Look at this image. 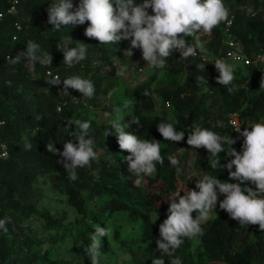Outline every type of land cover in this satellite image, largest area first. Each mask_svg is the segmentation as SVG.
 I'll use <instances>...</instances> for the list:
<instances>
[{"label":"trees","instance_id":"trees-1","mask_svg":"<svg viewBox=\"0 0 264 264\" xmlns=\"http://www.w3.org/2000/svg\"><path fill=\"white\" fill-rule=\"evenodd\" d=\"M57 2L17 0L16 14H5L0 19V142L7 147V156L0 157V219L9 217L11 221L6 233L0 231V264H91L84 247L90 244L89 237L98 225L111 229L109 236L101 238L100 264H151L161 256L156 245V240L161 239L159 225L167 218L169 197L178 191L179 179L184 178L188 155H193V165L204 175L238 183L229 179L223 167L233 158L225 152L230 147L237 151L239 142L226 115L238 111L240 120L249 125L264 121V63L237 64L234 81L224 86L217 83L219 73L215 68L198 58L182 60L173 51L162 68L150 67L146 77L123 85L113 58L128 67L136 59L143 61L141 50L131 49L129 57L126 51L130 40L100 44L86 37L88 22L55 30L48 23L47 10ZM71 2L75 10L79 0ZM10 3L11 0H0V12ZM223 3L229 18L233 16L228 30L236 48L253 59L264 48V0ZM248 6L253 7L252 12H248ZM147 11L152 14L151 9ZM14 21L22 25L20 31L15 30ZM225 28L226 23H221L210 34L198 33L205 48L214 55L227 50ZM68 35L72 39L70 48L78 47L79 42L87 44L86 59L73 67L63 63L61 49ZM185 39L193 43L192 37ZM29 41L40 45L38 55L49 52L51 65L36 62L33 69L26 59L17 65L6 59L26 51ZM200 65H205L204 70ZM47 71L58 75L61 83L48 84L51 77ZM74 75L92 81L95 93L91 99L71 88L67 89L69 95L62 92V80ZM200 77L207 80V85ZM232 86L237 90L229 93L227 89ZM156 95L162 107L170 106L175 112L173 118H168L165 109H156ZM58 105L62 111H57ZM116 108L119 113L114 111ZM105 113L111 115L105 117ZM118 117L126 132L161 144L164 164H157L156 171L144 176L139 185L129 170L126 157L130 153L119 149L111 129L110 121ZM137 119L139 124L133 123ZM76 120H90L86 138L94 140L99 158L91 161L90 167L76 168L78 178L71 181L68 170L58 162L63 157L47 152L46 145L53 143L59 153L65 142L75 143L80 131L74 124ZM162 121L184 131V139L165 140L157 130ZM195 124L221 136L229 135L235 141L231 146L225 144V152L218 154L220 164L216 170L211 168L209 161L213 157L205 148L187 145L190 127ZM94 132L97 134L93 136ZM25 138L31 150L25 149ZM169 155L179 160V173L169 164ZM245 186L255 189L251 183ZM217 195L215 215L201 225L203 235L183 238L175 255L183 264H264V230L232 219L219 207L224 196L218 189ZM48 201H54L56 206L48 205ZM57 205L62 208L59 215L53 211ZM192 215L195 218L198 214ZM115 216L123 222L113 223ZM163 259L169 264L171 257L165 255Z\"/></svg>","mask_w":264,"mask_h":264},{"label":"clouds","instance_id":"clouds-1","mask_svg":"<svg viewBox=\"0 0 264 264\" xmlns=\"http://www.w3.org/2000/svg\"><path fill=\"white\" fill-rule=\"evenodd\" d=\"M72 9L71 0H58L47 10L48 23L59 31L68 25H82L88 22L84 31L86 37L95 39L100 44H118L121 40H130V48L127 49L129 57L133 54L131 49L138 48L149 67L160 68L164 66L166 58L173 51H178L182 59L196 56L197 50L201 54H206L207 49L198 33L210 34L221 23H227L229 26L232 23L229 19V10L223 0H143L141 4H136L135 0H79L75 10ZM148 9H151L152 14H149ZM19 27L17 25V28ZM185 37H192L193 43H189ZM71 40L69 35L65 37L61 49L63 63L68 67L85 60L87 54V44L79 42L78 47L70 48L68 44ZM38 52L40 45L29 41L26 51L15 57L9 55L6 59L13 65L26 59L28 66L33 69L36 62L43 66L51 65L52 57L49 52L41 55H38ZM229 56L233 54L229 53ZM234 58L237 61L244 59L240 56ZM258 60H264V56L258 57ZM244 63L250 61L244 59ZM113 66L118 69L116 75L121 77L128 70L127 64L121 63L119 58H113ZM204 66L200 65L202 70ZM214 66L219 73L216 78L217 83L224 86L231 85L235 79L236 65L217 59ZM47 75L51 77L46 81L48 84L61 83L58 75L53 76L50 71ZM200 80L207 85V80L203 77H200ZM62 82L64 86L62 92L66 95H69L68 88L79 91L88 99H91L95 93L92 81L78 75L69 76ZM227 90L233 93L237 88L232 86ZM57 111H62L59 105ZM114 111L119 113L120 109L116 108ZM104 115L108 117L111 114ZM133 123L139 124V120ZM74 124L80 129L75 136V143L65 142L63 151L59 153L53 143L46 145L47 152L63 157V161L58 162L68 170V178L71 181H76L78 178L76 168L90 167L91 161L99 158L98 153L94 151V140L86 138L91 127L90 120L83 122L76 120ZM110 125L116 133L119 149L130 153L126 159L129 170L136 177L134 183L141 184L144 176L156 171L157 164H164L160 142L140 139L137 135L126 132L119 117L111 120ZM157 130L167 141L180 142L184 139V131H177L171 123L162 121L157 125ZM235 131L243 137L242 152H237L232 147L225 152V144L231 146L235 143L229 135L221 136L200 124L190 127L187 145L195 149L205 148L213 157L209 163L214 170L220 164L218 158L220 152L223 151L228 157H233L223 167L228 170L229 179L238 183L221 182L216 177L203 175L196 180L195 188L198 191L184 188L183 195L176 192L169 197L167 218L159 225L161 239L156 240L157 250L161 256L154 258L151 264H165L163 259L165 255L171 257L169 264H183L182 259L176 256L175 252L184 243L183 238L192 239L203 235L201 225L210 218V213L216 207L217 189L224 196L219 202L220 209L226 211L241 225H259V229L264 230V121L253 122L242 132L240 126L236 125ZM108 134L106 131V135ZM24 147L26 150H31V143L26 138ZM3 155L6 157L7 152L5 151ZM168 162L177 169L178 173L181 171L177 158L169 155ZM195 175L197 174L193 173V176ZM245 182L255 185V189L245 186ZM193 213L198 215L193 218ZM10 222L9 217L0 219V231L6 233V225ZM94 230L89 237L91 242L84 247V252L90 258L91 264H100L101 238L109 236L111 229L98 225Z\"/></svg>","mask_w":264,"mask_h":264},{"label":"built area","instance_id":"built-area-1","mask_svg":"<svg viewBox=\"0 0 264 264\" xmlns=\"http://www.w3.org/2000/svg\"><path fill=\"white\" fill-rule=\"evenodd\" d=\"M16 2H17V0H11V3L6 8V10L0 12V19H2L5 16V14H7V15H14V14H16ZM232 18H233V16L231 15L229 19L232 20ZM13 24H14L15 30L20 31L22 29V25L20 24L19 21H14ZM17 25H19L20 27L17 28ZM228 27H229V25L226 23L225 33H226L227 37L224 40V43L228 47H227V50L224 53L214 55V54L211 53V51H209L207 49L206 54H201V53H199V50H197V55L196 56H194V57H188L187 59H190V58L197 59L198 58L203 63L211 66V68H213V69L215 68L214 63H215V61L217 59H223L226 62H228L229 64H235V65L239 64V65H244V66L245 65H249V64H260V63H264V60H258V57L264 56V48H260L256 52L254 58L253 59H250L249 57H247L245 54H243L242 52H240L236 48V46L234 44V41H233V37H232L231 33L229 32ZM176 53L180 56V54H179L178 51ZM229 53H232L233 56H229ZM235 56L243 57L244 59H247L248 61H250V63H247V64L244 63V59H241V60L237 61L234 58ZM187 59H182V60H187ZM138 70H141V68H138ZM48 72L49 71H47V73ZM53 76H56V75H53ZM226 118H227L226 121L229 124V126L238 135L239 142H238L237 152H242L243 137L240 135L239 132H236L235 131L236 130V125H239L240 126V130L242 132L246 127L249 126V124L247 122H243V121L240 120L239 112L238 111H233V112L227 113ZM0 122H3V121L0 120ZM1 124L2 123H0V125ZM5 146H6L5 143L0 142V157H5L3 155V153L5 151L7 152V147H5ZM236 182H238V181H236ZM245 184H249V182H245ZM253 186H255V185H253Z\"/></svg>","mask_w":264,"mask_h":264},{"label":"rangeland","instance_id":"rangeland-1","mask_svg":"<svg viewBox=\"0 0 264 264\" xmlns=\"http://www.w3.org/2000/svg\"><path fill=\"white\" fill-rule=\"evenodd\" d=\"M248 7H249L248 12H252L253 7L252 6H248ZM126 55H128L127 51H126ZM127 68H128V70H127L126 74L124 76H122V84L123 85L129 84L131 81H134V80L135 81L140 80V79L146 77L151 71L147 62H145L144 60L142 61V60H138V59H136L134 62L130 63V65H128ZM138 68H141V70H138ZM155 105H156V109L159 110L160 112L163 109H165V113L168 116V118H173V116L175 115V112L170 108V106L162 107V101L160 100V97L158 95H156ZM96 134L97 133H95V132L92 133L93 136ZM187 162L189 164H188L187 168L184 169V178L179 179V189L177 192H180V195L184 194V192H183L184 188L198 191V189L195 188L196 180L202 178L204 175L198 169H196L195 166L193 165V155L192 154L187 156ZM193 173H196L197 175L193 176ZM47 204L50 206H53V207L56 206V203L54 201H48ZM53 211H55L56 215H59L62 212V208L57 205L56 208H53ZM215 212H216V207L213 209V212L210 213V218H212L215 215ZM117 217L115 216L111 219L113 221V223L123 222V220H121V219H119V217L118 218ZM115 218H116V220H115ZM124 229H127L129 231V226L125 225ZM36 230L37 229L35 227H33V231L36 232ZM244 233H245V230L240 233L238 239H241V237L244 235ZM108 261H110V260H108ZM112 262L105 263V264H114Z\"/></svg>","mask_w":264,"mask_h":264}]
</instances>
